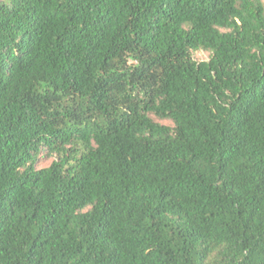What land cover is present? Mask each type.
<instances>
[{"label": "trees", "instance_id": "1", "mask_svg": "<svg viewBox=\"0 0 264 264\" xmlns=\"http://www.w3.org/2000/svg\"><path fill=\"white\" fill-rule=\"evenodd\" d=\"M0 264H264V1L0 0Z\"/></svg>", "mask_w": 264, "mask_h": 264}, {"label": "rangeland", "instance_id": "2", "mask_svg": "<svg viewBox=\"0 0 264 264\" xmlns=\"http://www.w3.org/2000/svg\"><path fill=\"white\" fill-rule=\"evenodd\" d=\"M264 1V0H263ZM192 57L193 59H195L196 61H202V60H207L209 57V52L206 50H195L192 52ZM156 121L163 123V124H171L169 120H161V119H156ZM47 163L44 162V164L42 165H46Z\"/></svg>", "mask_w": 264, "mask_h": 264}]
</instances>
